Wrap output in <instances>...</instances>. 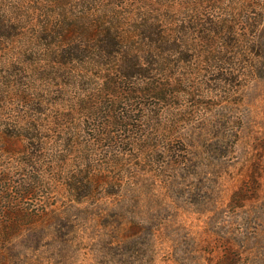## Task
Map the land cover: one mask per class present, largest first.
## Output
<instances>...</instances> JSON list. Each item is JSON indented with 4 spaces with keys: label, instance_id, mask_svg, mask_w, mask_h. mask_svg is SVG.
<instances>
[{
    "label": "trees",
    "instance_id": "1",
    "mask_svg": "<svg viewBox=\"0 0 264 264\" xmlns=\"http://www.w3.org/2000/svg\"><path fill=\"white\" fill-rule=\"evenodd\" d=\"M19 1L35 3L33 10L44 18L33 26L38 37L48 39L43 56L50 74L44 85L55 90H18L13 124L0 129V153L14 156L11 165L0 164V264H9L12 254L29 249L43 234L52 246H65L60 226L81 213V201L101 184L128 186L123 178L99 173L101 156L126 174L145 171L146 162L162 173L185 169L191 160V128L188 118L180 119V127L174 102L180 94L194 105L202 101L194 98L190 75L178 64L225 62L229 48L246 43L254 47V57H264V0H165L166 5L122 0V15L95 28L87 22L89 15L99 17L91 0L76 3L84 8L72 18L55 11L67 0ZM222 7L228 18L216 17ZM162 10L182 12L183 18L175 22ZM11 26L0 19V40L10 39ZM222 77L217 79L231 82ZM69 88L76 95L62 98ZM11 91V83H0V96ZM77 131L84 142L77 140ZM125 155L130 162H123ZM156 156L163 159L155 162ZM254 177V187L244 185L233 198L254 195L258 203L243 210L237 240L225 238L224 253L210 264H264V171ZM166 183L172 187L174 181ZM43 188L47 194L40 196ZM59 188L68 191L73 205L50 202ZM122 201L129 207L146 202L139 196ZM127 216L122 213V221Z\"/></svg>",
    "mask_w": 264,
    "mask_h": 264
},
{
    "label": "rangeland",
    "instance_id": "2",
    "mask_svg": "<svg viewBox=\"0 0 264 264\" xmlns=\"http://www.w3.org/2000/svg\"><path fill=\"white\" fill-rule=\"evenodd\" d=\"M79 1L67 0L55 11L72 18L84 8L76 4ZM153 1L167 4L165 0ZM235 1L229 0L230 3ZM90 2L99 16L88 17V24L94 28L108 24L124 12L119 7L122 0ZM34 4L0 0V19L12 25L7 31L12 35L10 39L0 40V83H11L12 90L0 96L1 130L9 128L3 127L4 124H13L18 90L33 92L28 89L33 86L37 92L42 88L55 90L51 85H44L50 74L43 56L48 39L38 37L37 28L33 26L41 25L44 20L33 10ZM162 11L175 22L183 18L182 12ZM262 14L264 19V12ZM215 15L228 18L224 7ZM58 18L56 14L55 19ZM254 51L250 43L229 48L226 61L208 64L209 69L207 64L195 60L178 64L181 72L190 75L194 98L202 101L194 105L189 96L180 94L174 102L173 111L179 121L188 118L191 128V160L184 167L186 171L177 168L176 172L162 173L156 171L151 162H146L145 171L126 174L105 164L101 156L97 163L99 173L123 178L128 186L101 184L90 199L77 205L81 213L75 212L76 215L60 226L65 234V246H52L50 238L43 234L29 249L12 254L9 264H210L221 256L226 247L225 238L231 236L232 241L238 238L243 210L258 203L254 195L253 199L233 198L234 192L244 185L252 189L254 176L259 170L264 171V57H254ZM205 67L207 72L202 70ZM218 76L229 78L231 82L219 80ZM74 91L75 88H69V95L62 98L75 96ZM179 124L183 129L181 124L184 123ZM71 125L64 122L66 129ZM76 137L85 141L83 132L77 131ZM21 142L20 139L14 143V147ZM72 158L73 155L69 163ZM122 159L131 161L127 155ZM162 159L156 156L154 161ZM13 162L12 154L0 153V164ZM170 180L174 181L172 187L166 183ZM55 190L51 203L74 204L67 190ZM47 191L43 188L38 194L44 196ZM134 196L146 202L136 207L122 205L123 199ZM28 202L30 200H26ZM233 203L240 207L230 208ZM125 211L128 212L126 222L121 218Z\"/></svg>",
    "mask_w": 264,
    "mask_h": 264
}]
</instances>
